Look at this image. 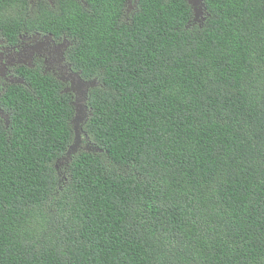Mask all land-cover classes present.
<instances>
[{
	"label": "trees",
	"instance_id": "trees-1",
	"mask_svg": "<svg viewBox=\"0 0 264 264\" xmlns=\"http://www.w3.org/2000/svg\"><path fill=\"white\" fill-rule=\"evenodd\" d=\"M84 2L25 25L76 39L97 152L60 180L71 94L37 70L5 90L0 264H264V0H203L200 25L185 0H140L127 24ZM24 3L0 16L12 43Z\"/></svg>",
	"mask_w": 264,
	"mask_h": 264
},
{
	"label": "flooded vegetation",
	"instance_id": "flooded-vegetation-1",
	"mask_svg": "<svg viewBox=\"0 0 264 264\" xmlns=\"http://www.w3.org/2000/svg\"><path fill=\"white\" fill-rule=\"evenodd\" d=\"M68 1L24 0L25 3L21 4L22 9L19 14L24 23L21 22L18 28L20 30L13 43L11 40L14 36L6 35L5 25L0 23V98L5 95V90L9 86L27 88L29 71L37 70L57 81L61 92L71 94L73 104L75 96L71 92L70 77L73 73L79 74V72L73 69V64L68 59V53L77 44L76 39L68 37L64 33L55 36L44 29L30 30L25 25L29 17L42 18L43 15L53 14L57 18L63 14V5ZM78 1L81 2V5H86L84 0ZM111 1L114 6H118L120 3L119 23H129L139 10L140 0ZM0 16H5V0H0ZM201 16H205L204 8L201 11ZM201 16L197 22L200 20L203 22ZM0 123H9V115L2 105H0Z\"/></svg>",
	"mask_w": 264,
	"mask_h": 264
},
{
	"label": "water",
	"instance_id": "water-1",
	"mask_svg": "<svg viewBox=\"0 0 264 264\" xmlns=\"http://www.w3.org/2000/svg\"><path fill=\"white\" fill-rule=\"evenodd\" d=\"M202 1L203 0H186L187 4L192 9V14L195 20L199 16H201V11L204 8ZM96 82L97 81L95 79L92 81H85L81 79V77L77 73H73V75L70 77L71 92L75 96V100L73 102V108L75 107L76 116L70 121L73 127V130H74L73 132H74L75 138L73 140L74 143L66 151L67 157L69 156L71 151L75 150L74 147H75V143H76L78 132H79L78 130L79 124L84 122V120H86V118H88L90 114V108H88L87 104H85L86 99H87V92L89 89L93 88L96 85ZM78 96L80 97V99H78ZM78 102L83 103L85 106L83 104H80L81 109H79L78 106L75 105Z\"/></svg>",
	"mask_w": 264,
	"mask_h": 264
},
{
	"label": "rangeland",
	"instance_id": "rangeland-1",
	"mask_svg": "<svg viewBox=\"0 0 264 264\" xmlns=\"http://www.w3.org/2000/svg\"><path fill=\"white\" fill-rule=\"evenodd\" d=\"M201 23H202L201 20L198 21V22H197V19L193 20V24L200 25ZM78 99H80L79 96H78ZM80 104H83V103H79L78 102L75 105H77L78 108L81 109ZM82 110H84V109H82ZM75 116H76V113H75V107H74V113H73L72 117L74 118ZM78 130H79V132H78L77 140H76L75 147H74L75 150L71 151V153L69 154L68 157H67V155L65 153L63 158H61L55 165L57 173H58V175L60 177V180H63L65 178V169H66L67 161L69 159H71L72 156H74L75 154H77L79 152H83V151L84 152H91V151L97 152L96 148L93 146L91 141H89V139L87 138V136H86V134L84 132V124H83V122L79 124ZM81 136L83 137L84 140L82 139ZM74 138H75V135H74V132H73V140H74ZM73 140H72V144L74 143Z\"/></svg>",
	"mask_w": 264,
	"mask_h": 264
},
{
	"label": "clouds",
	"instance_id": "clouds-1",
	"mask_svg": "<svg viewBox=\"0 0 264 264\" xmlns=\"http://www.w3.org/2000/svg\"><path fill=\"white\" fill-rule=\"evenodd\" d=\"M191 11H192V9H191ZM202 11H203V10H202ZM192 15H193V14H192ZM204 17H205V16H201V18H202L203 21H204V19H205ZM193 18H194V17H193ZM198 18H199V17H198ZM198 18H197V20H198ZM194 19H195V18H194ZM194 19H193V20H194ZM93 80H94V79H93ZM95 80H96V79H95ZM90 81H92V80H90ZM96 81H97V80H96Z\"/></svg>",
	"mask_w": 264,
	"mask_h": 264
}]
</instances>
